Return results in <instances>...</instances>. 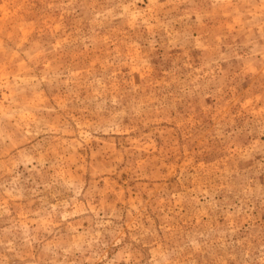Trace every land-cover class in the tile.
I'll return each mask as SVG.
<instances>
[{
	"label": "rangeland",
	"instance_id": "obj_1",
	"mask_svg": "<svg viewBox=\"0 0 264 264\" xmlns=\"http://www.w3.org/2000/svg\"><path fill=\"white\" fill-rule=\"evenodd\" d=\"M0 264H264V0H0Z\"/></svg>",
	"mask_w": 264,
	"mask_h": 264
}]
</instances>
